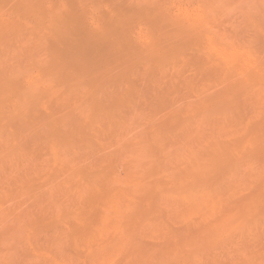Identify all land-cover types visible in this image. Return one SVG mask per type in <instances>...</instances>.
I'll use <instances>...</instances> for the list:
<instances>
[{
    "label": "rangeland",
    "instance_id": "374dc122",
    "mask_svg": "<svg viewBox=\"0 0 264 264\" xmlns=\"http://www.w3.org/2000/svg\"><path fill=\"white\" fill-rule=\"evenodd\" d=\"M0 264H264V0H0Z\"/></svg>",
    "mask_w": 264,
    "mask_h": 264
}]
</instances>
